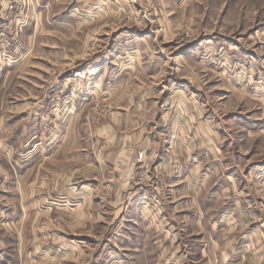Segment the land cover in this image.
<instances>
[{"label":"rangeland","instance_id":"obj_1","mask_svg":"<svg viewBox=\"0 0 264 264\" xmlns=\"http://www.w3.org/2000/svg\"><path fill=\"white\" fill-rule=\"evenodd\" d=\"M0 264H264V0H0Z\"/></svg>","mask_w":264,"mask_h":264},{"label":"crops","instance_id":"obj_2","mask_svg":"<svg viewBox=\"0 0 264 264\" xmlns=\"http://www.w3.org/2000/svg\"><path fill=\"white\" fill-rule=\"evenodd\" d=\"M163 116L164 115H162V117ZM115 119H117V118H115ZM131 121H132L131 125L133 126L134 130H132L129 134L123 135V138H124L123 142L125 143V146L127 149H125L123 151L121 150L119 153H113L115 160L117 159L119 161V166L116 169L118 170V172H120V175H121V178H120L121 184L119 187L120 196H123L125 194V191L123 189L127 185V180L125 179L124 175L126 174L127 171H129L128 163H129L130 159H132L136 155L137 150H140V149L144 150V152H145L144 158L145 159L154 158V157L161 158L162 155L165 156V155H167V153H170V154L173 153V151H171V152L170 151H164L163 152V147H161V150L159 152H157V149L154 148V146L152 144V142L155 140V139H153L154 137L157 138L158 142L159 141L162 142L161 139L158 138L159 136H157L153 131V127H155V124H153L151 122L150 124H148V126L146 125V127H145L143 120L141 121V119H139V118H136V122H134V123H136L135 125L133 123V119H131ZM120 138L122 140L121 136H120ZM127 142L129 145L127 144ZM170 156H172V155H170ZM138 189H142V187H138ZM129 194H130L129 197L131 200H134L136 198L137 201L139 200L141 202L142 199L144 198L143 197L144 194H143V192H141V190L140 191L135 190ZM194 216H195V221L198 222V219H199L198 215L194 214ZM136 218L139 221H142L146 225H149V226H150V223H153V221H154V219H153L154 217L146 211L142 215H137ZM178 221H181V220L177 219V222ZM152 225L153 224H151V227H152ZM174 225L175 224L173 223L172 228H175Z\"/></svg>","mask_w":264,"mask_h":264}]
</instances>
